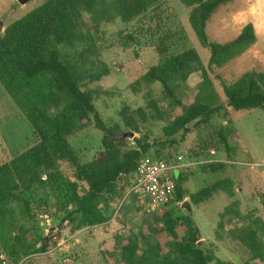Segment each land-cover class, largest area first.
I'll return each instance as SVG.
<instances>
[{
  "label": "rangeland",
  "instance_id": "374dc122",
  "mask_svg": "<svg viewBox=\"0 0 264 264\" xmlns=\"http://www.w3.org/2000/svg\"><path fill=\"white\" fill-rule=\"evenodd\" d=\"M47 1L30 0L22 5L17 0H0V19L5 21L2 34L8 26ZM191 11L192 8L180 0H162L155 10H150L140 20L102 25L97 39L110 75L91 87L100 90L95 106L107 128L114 132L104 133L93 120L90 127L71 137L69 143L81 165L94 163L99 154L107 155L104 162L127 160L133 151L142 153L139 142L151 147L137 161L145 155L185 156L187 166L175 170L174 175L183 172L186 180L184 201H188L193 209V218L201 231V245L215 251L217 259L224 263L264 264L253 259L250 249L236 237L245 220L254 227L258 219L264 223V111H235L228 105L218 78L221 76L232 83L245 73L264 72V0H234L214 13L207 26L212 41H232L245 25L253 23L257 42L226 67L210 74L220 97L221 111L208 122L194 121L169 136L167 132L172 122L182 116V108L161 102L165 92L160 83L145 85L137 82L158 65L157 48L166 39L172 54L195 49L207 67L210 51L196 38L189 23ZM122 30L138 34L140 48H124L120 43ZM201 81V73L190 76L184 103L196 96ZM134 86L139 92H135ZM153 103H158L161 114L155 111ZM139 110L144 112V118L140 117ZM127 116L134 117L139 132L126 127ZM222 125L230 135L233 149L230 156L219 136ZM125 132H133L134 137L122 140L120 134ZM36 141L31 124L0 83V166ZM211 151H215V155ZM212 163L224 164L226 168L217 173L208 172L206 167ZM61 169L66 182L76 183L80 195L88 190L86 182L75 179L74 165L65 162ZM226 181L232 182L233 197L221 191L208 201L193 199L201 191ZM119 183L120 187L128 186L122 179ZM72 189L47 180L31 188L26 196L31 200L32 218L9 220L6 238L0 240V264H121L116 240L120 237L126 241L133 232H145L148 223H155L156 215L140 212L134 203L124 205L116 213L121 199L115 198L108 205L110 212L113 211L109 222L86 226L70 199ZM182 202L174 201L159 215L170 212L174 219L185 217L188 212L182 208ZM73 219L74 224H69ZM159 239L165 243L164 234H160Z\"/></svg>",
  "mask_w": 264,
  "mask_h": 264
},
{
  "label": "trees",
  "instance_id": "16d2710c",
  "mask_svg": "<svg viewBox=\"0 0 264 264\" xmlns=\"http://www.w3.org/2000/svg\"><path fill=\"white\" fill-rule=\"evenodd\" d=\"M161 1L49 0L0 34V83L31 124L37 139L33 146L0 166V240L6 238L11 224L9 220L32 218L31 200L26 195L35 184L46 180L57 186L73 188L70 199L86 226H99L110 221L113 211L110 212L108 205L115 198L121 199L125 188L120 187L119 181L122 179L127 185L133 183L139 160L149 155L137 159L151 146L139 142L142 153L133 151L127 160L110 159L101 164L95 161L81 165L69 139L90 127L93 120L104 133L114 132L107 128L96 109L95 101L100 90L91 87L110 75L97 39L102 25L140 20L150 10H155ZM233 1L180 0L192 8L189 23L200 45L210 51L207 67L195 49L172 54L166 39L157 48L158 65L137 82L145 85L160 83L165 92L161 102L182 108V116L172 122L167 132L169 136L194 121L208 122L221 111L220 97L210 74L226 67L257 42L253 23L245 25L232 41L219 43L210 39L208 22L219 7ZM120 38L124 48L141 46L138 34L122 30ZM195 73L202 75V81L197 85L198 92L189 103H184L189 78ZM218 78L228 105L235 111H264V72L245 73L232 83L221 76ZM134 90L139 92L136 86ZM153 108L161 114L158 103H153ZM138 113L145 117L142 110ZM125 125L133 131L140 130L133 116L125 117ZM219 132L230 156L233 153L230 135L224 130V125ZM156 157L168 162L177 159L172 154ZM65 162L76 167L74 175L77 181L88 184V190L82 195L76 183L65 181L66 176L61 169ZM225 168L224 164L212 163L206 170L217 173ZM175 180L174 201L182 202L186 182L182 171L175 175ZM221 191L233 197L232 182L216 184L193 199L196 202L208 201ZM74 221L69 224H74ZM243 225L238 236L235 234L237 239L250 249L253 259L264 263V223L258 219L254 227L245 220ZM160 234L165 235V243L160 241ZM118 239L116 250L120 253L121 264H229L219 261L212 249L199 245L201 231L189 215L174 219L170 212L161 216L156 214L155 223H148L147 231L133 232L126 241Z\"/></svg>",
  "mask_w": 264,
  "mask_h": 264
},
{
  "label": "built area",
  "instance_id": "2783aa9c",
  "mask_svg": "<svg viewBox=\"0 0 264 264\" xmlns=\"http://www.w3.org/2000/svg\"><path fill=\"white\" fill-rule=\"evenodd\" d=\"M215 155V151H211ZM185 156L180 155L170 162L156 156H145L139 160L133 183L126 186L116 210L134 203L140 212L149 215L162 214L176 198L177 183L174 171L183 170Z\"/></svg>",
  "mask_w": 264,
  "mask_h": 264
},
{
  "label": "water",
  "instance_id": "95a60500",
  "mask_svg": "<svg viewBox=\"0 0 264 264\" xmlns=\"http://www.w3.org/2000/svg\"><path fill=\"white\" fill-rule=\"evenodd\" d=\"M17 1L19 4L24 5V4L28 3L30 0H17ZM4 24H5V21L0 19V34L3 32ZM133 137H134L133 132H125V133L120 134V138L122 140H125L127 138H133ZM106 158H107V155L99 154L97 157V161L99 164H101L105 161ZM182 208L186 209L188 212V215L193 217V209L191 207V204L188 201L185 200L182 202ZM199 245H201V241L199 242Z\"/></svg>",
  "mask_w": 264,
  "mask_h": 264
}]
</instances>
